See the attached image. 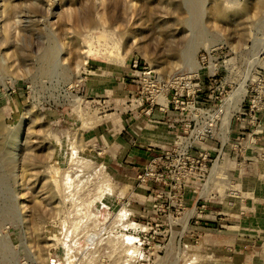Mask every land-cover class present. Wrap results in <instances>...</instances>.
Listing matches in <instances>:
<instances>
[{"label": "rangeland", "instance_id": "1", "mask_svg": "<svg viewBox=\"0 0 264 264\" xmlns=\"http://www.w3.org/2000/svg\"><path fill=\"white\" fill-rule=\"evenodd\" d=\"M248 1L104 0L98 10L120 19L104 28L98 0H0V264H264V5L252 16ZM135 61L163 78L167 111L140 98ZM242 85L240 111L254 112L227 130ZM190 106L224 109L198 144L222 152L229 181L216 164L198 209L199 188L182 209L157 210L167 202L137 180L126 148L140 129L165 146L201 132L173 122Z\"/></svg>", "mask_w": 264, "mask_h": 264}, {"label": "built area", "instance_id": "2", "mask_svg": "<svg viewBox=\"0 0 264 264\" xmlns=\"http://www.w3.org/2000/svg\"><path fill=\"white\" fill-rule=\"evenodd\" d=\"M139 62L135 61L131 67V76L138 78L135 81L140 88V98L144 101L145 98L152 99V105L162 106L160 110L167 111L164 108L165 101L168 100L169 91L165 93V90L161 86L163 78L161 76H155L152 71L139 74ZM215 74V73H214ZM196 93V91L194 92ZM175 98V97H174ZM155 102V103H154ZM169 102V100H168ZM195 103H197L195 101ZM151 108L147 113L152 112ZM179 115H187L189 118L180 119L175 118L174 123L187 120L184 126L190 129L192 126L195 130L201 131L190 136L180 135L170 146H152L149 148L153 153L149 161L143 166V169L137 174V180L140 183H151L157 185L152 189L155 195V201L165 199V204H154L157 210L174 207L178 204L182 209L185 196L189 192H197L199 188L200 195L197 197L194 207H198L201 200L204 199L203 195L206 194L207 184L212 176V168L219 164V172L216 174V179L223 183V181H229L227 179V172L224 164L221 162L220 156L222 154L219 151L218 156L215 158L212 156V151L206 147L199 145L198 143L208 141V138L214 133L215 128L219 121L224 120L220 116L224 113V109L219 110L198 108L197 106L176 108ZM209 111H212L210 113ZM253 109L250 110L252 114ZM245 111L242 107V111L236 112L232 119L243 120L244 115H251ZM207 114L206 120H202V115ZM192 115V117H191ZM225 116V115H224ZM231 119V121H232ZM194 124V125H193ZM191 132H194L192 130ZM257 140L250 139V147L256 145ZM200 147V148H199ZM225 174V175H224ZM214 176V175H213ZM231 190V189H230ZM211 192V189L209 190ZM207 192V193H209ZM176 203V204H175ZM202 207L206 208L203 204ZM198 209V208H197Z\"/></svg>", "mask_w": 264, "mask_h": 264}, {"label": "bare ground", "instance_id": "3", "mask_svg": "<svg viewBox=\"0 0 264 264\" xmlns=\"http://www.w3.org/2000/svg\"><path fill=\"white\" fill-rule=\"evenodd\" d=\"M97 1V0H96ZM49 2V1H48ZM98 2H99V4L98 5H96V15H97V19H98V22H100L102 25H103V27L104 28H106V27H108L109 25H115L116 26V28H117V26H118V24H119V17L116 15V14H114V16H113V13L111 14V16H113L112 18H108V17H105L106 15L104 14V12H105V9H104V12H102V11H100V10H98L99 8H98V6L100 7V5H103L104 6V4H103V2H104V0H98ZM97 2V3H98ZM101 3V4H100ZM105 3V2H104ZM229 3V2H228ZM237 3V2H236ZM237 4H239V3H237ZM5 5V7H6V3L4 4ZM131 5H133V4H131ZM264 5V2H263V0H256V5H255V8H256V10H254L251 14H252V16H257V15H259L261 12V10H260V8L262 7ZM229 6H233V4H230ZM130 7V6H129ZM4 8V7H3ZM73 8V7H72ZM131 8H132V6H131ZM8 9V8H7ZM130 9V8H129ZM5 10H6V8H5ZM4 10V11H5ZM245 10H246V12H250V11H252L253 10V5L251 4V1L249 0L248 2H247V4L245 5ZM74 11V10H73ZM129 11H131V10H129ZM134 11V10H133ZM263 13H264V11H263ZM130 14H131V16H132V13L130 12ZM50 15V14H49ZM122 15V14H121ZM77 16V15H76ZM72 18V17H71ZM82 19V18H81ZM79 20V19H78ZM83 23H87V24H90V23H92V17L90 16V15H85L84 16V18H83ZM85 25V24H84ZM85 27H88V26H85ZM115 29V28H114ZM105 31H106V29L103 31V33H105ZM87 36H89V34H87ZM98 37H100V36H98ZM85 38V37H84ZM3 39V38H2ZM260 42V41H259ZM261 43H262V41H261ZM191 44V43H190ZM193 44V43H192ZM92 45V44H91ZM91 45H89V47L86 49V50H84L83 51V62L85 63H87V61H88V56H90L91 55V52H92V49H91ZM209 49L211 48V46H207ZM257 47V46H256ZM193 46L191 47V45L190 46H188V51L186 50V52H190V51H192L193 49ZM212 49V48H211ZM210 49V50H211ZM254 49V48H253ZM209 50V51H210ZM6 53V52H5ZM7 54V53H6ZM60 54H61V50L59 51V49H58V51L56 52H53V51H50V52H45L41 57H43V64L44 65H46L47 63H49V64H47V67L49 66L50 67V63H54L55 61L57 62L58 61V59L60 60ZM193 54H195V53H193ZM193 54L191 55V64L193 65V68H195V70L197 71V70H199L200 68H201V64L199 63V62H197V60H195V58H194V56H193ZM254 54V53H253ZM8 55V54H7ZM7 55H5V56H7ZM255 55V57H254V61H256L257 63H259V64H264V62L261 60V58H260V51L258 50V52H256V54H254ZM8 57V56H7ZM124 57V56H123ZM42 59V58H41ZM57 59V60H56ZM81 61V60H80ZM186 61V60H185ZM55 62V63H56ZM59 63V62H58ZM52 65V64H51ZM53 67H55L54 65H52ZM80 65H78V68H77V70H76V74H77V78H76V81H79L81 78H80V74H81V69H80V67H79ZM44 67V66H43ZM52 67V68H53ZM46 68V67H45ZM44 68V69H45ZM51 68V69H52ZM50 69V68H49ZM48 69H46V71H47ZM55 70H56V68H55ZM52 72H53V70H52ZM55 72V71H54ZM58 72V71H57ZM60 73V72H59ZM63 73V72H62ZM247 92H248V89H247V86L245 85H242L237 91H235L234 92V94H232V96H231V98H230V100H229V106H227V114H228V112H229V116L227 117L226 115H225V117L227 118V121H225L226 122V124H227V130L229 129V127H230V119L232 118V115L230 114L231 112H230V110L231 109H233V110H235V111H240V109H241V103L244 101V98H245V96H246V94H247ZM224 117V118H225ZM225 137H226V135H225ZM227 138V137H226ZM215 167V166H214ZM215 170V169H214ZM216 172L218 173L219 172V169L218 170H216ZM216 172H212V173H214V174H216ZM207 189H208V187H207ZM207 191V190H206ZM20 196V195H19ZM123 213V212H122ZM133 225V224H132ZM186 225V224H185ZM132 240L133 239H135V237H130Z\"/></svg>", "mask_w": 264, "mask_h": 264}, {"label": "crops", "instance_id": "4", "mask_svg": "<svg viewBox=\"0 0 264 264\" xmlns=\"http://www.w3.org/2000/svg\"><path fill=\"white\" fill-rule=\"evenodd\" d=\"M141 130V129H140ZM138 132L142 133L141 136H138L137 142H139V148L138 149H128L126 148L125 153H127V161L128 163L132 164L133 168L137 170V174L143 169V166L149 161L150 156L153 154L150 152L149 148H145L144 145H152V146H165V144H162L161 142L164 138L163 136H153L154 134H151L149 132H143L142 130ZM154 132V131H153ZM152 136V137H151ZM123 139V138H122ZM123 142L127 147L130 146V142L132 140L123 139ZM138 146V144L136 145ZM142 147V148H141ZM144 147V148H143ZM148 149V150H145ZM130 150V151H129ZM264 170V169H263Z\"/></svg>", "mask_w": 264, "mask_h": 264}]
</instances>
